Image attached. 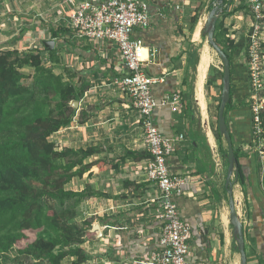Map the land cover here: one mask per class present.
<instances>
[{"label":"crops","instance_id":"1","mask_svg":"<svg viewBox=\"0 0 264 264\" xmlns=\"http://www.w3.org/2000/svg\"><path fill=\"white\" fill-rule=\"evenodd\" d=\"M145 1L149 4L150 26L136 31L134 36L140 38L146 47L143 52L146 72L162 79L152 86V94L159 103L153 119L165 138L174 139L173 153L168 159L169 170L172 174H182L186 178L185 193L176 196L175 200L180 217L192 225L188 260L191 264H240L225 204L228 198L224 196L220 184L221 174L215 164L218 153L216 137L207 120H204L196 95L200 65L204 61L202 58H205L206 47L202 40L200 42L199 38H195L198 23L194 29L190 26L198 6L204 2ZM62 2L63 0H0V52L16 50L22 53L42 48L44 41L52 40L50 25H63L58 24L61 22L57 20L61 15ZM233 7H237V2ZM20 16L28 23H19V28L13 27L10 24L12 18L19 19ZM224 22L229 29L228 36L236 42L229 119L247 182L244 186L237 183L239 190L234 195L235 199L236 196L242 198L247 215L244 225L247 263L264 264V193L260 187L262 174L257 170L258 163H264V135L258 137L254 134L251 117L252 107L256 102H262L264 106V57L261 85L254 89L249 64L245 61L252 20L243 10H237L226 16ZM261 24L264 38V20ZM202 36L201 32V39ZM67 38L77 44L76 49L74 51L68 48L59 52L62 61L61 65H55L54 72L67 76L65 79L68 80L72 73L64 69L67 65L70 69L84 71L89 77L88 83L83 81L85 91L77 101L74 120L67 127L53 133L50 140L59 150L65 147L87 149L102 146V151L85 159L84 163L91 166L88 171L82 177H73L66 189L82 191L90 185L94 190L114 197L95 196L82 200L91 205L83 219L98 218L99 222H93V225L99 224L102 234L98 236L99 232L95 234L90 230L96 239L92 240L91 237L82 244L90 255L87 263L149 264L147 257L159 248L160 224L154 216L156 185L147 174L150 153L146 149L137 111L129 96L116 82L125 74L124 64L113 42L95 44L73 35ZM53 40L57 48L59 42ZM196 48L199 60L196 71H193ZM45 57L48 58V54ZM46 65L51 66L52 63L49 61ZM22 71L32 79V67L24 66ZM193 75L195 79L192 82ZM74 81L77 82L76 77ZM205 87L206 78L203 82L206 93ZM217 91L218 87L209 98L210 101L218 100ZM174 92H180L183 96L184 104L178 112H173L169 105L161 104L168 94ZM206 99L209 112L208 98ZM95 107H100V110L84 121L80 120L82 111L90 112ZM210 130L214 143L210 140ZM181 134H184L183 138H180ZM205 142L211 148V156L204 147ZM111 159L123 160L124 163L119 169L111 171L100 169L96 164L98 161ZM70 259L72 262L76 260L75 257Z\"/></svg>","mask_w":264,"mask_h":264},{"label":"trees","instance_id":"2","mask_svg":"<svg viewBox=\"0 0 264 264\" xmlns=\"http://www.w3.org/2000/svg\"><path fill=\"white\" fill-rule=\"evenodd\" d=\"M235 2L236 8L233 7ZM204 5L200 4L197 10ZM221 6L223 19L217 21L214 37L230 59L233 71L236 42L228 36L224 19L243 10L253 21L254 13L247 0H224ZM197 20L194 15L191 29ZM49 32L51 38L59 42L53 50L42 45V48L22 53L16 50L0 52V264H64L68 257L76 258L71 264L87 263L90 255L82 244L95 235L90 232L93 222L85 219L80 225L75 220L77 206L82 200L95 196L114 198L90 185L82 191L66 189L73 177H82L91 167L84 163L85 159L102 151L103 147L59 150L50 140L53 133L74 120L77 108L72 102L84 95L83 85L88 83L89 75L65 65L64 69L77 78V82L71 83L63 74L54 72L55 65H61L59 52L68 48L75 51L77 44L67 38L73 35L68 26L51 24ZM198 60L196 48L193 71H196ZM49 61L51 66L46 65ZM24 66L34 69L33 81L29 84L24 83L30 77L22 71ZM194 79L193 75L192 82ZM206 85H211L210 80ZM219 88L222 91V85ZM218 101L219 109L221 95ZM231 103L230 97L224 115L232 136ZM99 110L100 107H95L90 112L82 111L80 120L84 121ZM251 117L253 119V114ZM261 117L264 121V110ZM218 135L223 137L220 132ZM232 140L237 160L236 182L244 186L247 182L239 148L235 146L233 136ZM204 147L211 156V148L206 142ZM123 163V160L111 159L96 164L100 169L111 171L119 169ZM257 170L262 174L260 187L264 193V163L259 162Z\"/></svg>","mask_w":264,"mask_h":264},{"label":"built area","instance_id":"3","mask_svg":"<svg viewBox=\"0 0 264 264\" xmlns=\"http://www.w3.org/2000/svg\"><path fill=\"white\" fill-rule=\"evenodd\" d=\"M254 13L249 33V69L252 85H261L262 74V22L264 20L263 0H248ZM61 15L57 19L68 26L73 36L95 44L113 42L124 64L125 74L116 82L131 99L138 114L147 151L151 154L148 162V177L156 185L154 216L160 224L159 248L147 259L149 264H191L190 240L192 225L185 222L179 213L175 197L184 194L186 178L182 174H172L168 159L173 153L172 138H165L154 123L153 113L159 105L152 94V86L161 78L149 75L145 70L146 51L143 41L134 38L137 30L150 26L149 4L145 0H63ZM64 14V15H63ZM262 21V22H261ZM162 105H169L173 112L183 107L180 92L168 94ZM262 102L255 103L253 111V132L258 137L264 135L261 113ZM184 134L180 135L183 138ZM218 164V163H217Z\"/></svg>","mask_w":264,"mask_h":264},{"label":"rangeland","instance_id":"4","mask_svg":"<svg viewBox=\"0 0 264 264\" xmlns=\"http://www.w3.org/2000/svg\"><path fill=\"white\" fill-rule=\"evenodd\" d=\"M204 2V8L200 9L197 11V14H196V17H197V23L204 17L205 20L206 18L208 17L209 13L211 12L212 8L215 6V5H218V0H201ZM219 19H223V14L222 12L220 13L219 15ZM262 22V21H261ZM21 23L22 25L24 23H28L26 20H22L21 19V16L19 17V19H14L12 18L10 24H12L13 27L15 28H19L21 25L19 24ZM205 23V21H204ZM227 23V22H226ZM202 42L205 44H208L207 42V37L206 36H202ZM201 42V41H200ZM209 45V44H208ZM200 47V45H199ZM210 49H211V54H212V57L214 58L212 60V63L209 67V70H208V74H207V77H206V84L208 82V80H210L211 82V85H206L205 87V90H206V97L208 98V104H209V112H208V117H207V122H208V126L209 128L213 131L215 137H216V141H217V150H218V153L216 154L215 156V164H216V168L217 170H219L220 174H221V187L223 189V193H224V196L226 197V199L228 198V200L225 201V204L227 205L228 207V214H230V206H229V194H228V190L227 188H224L225 186V180H226V176H227V170H228V166H229V163H228V160H227V153H228V145H227V142L225 141V138L224 137H220L218 135V132H219V125H218V114H219V109H218V104H219V101L215 100V101H210L209 98L212 97L213 93H214V90H216V87H218V91H217V96L216 98L219 99V96L221 95V92L220 91V85H222V80H223V64H222V60L221 58L218 56L216 50L209 46ZM248 61L249 62V41H248V47H247V52H246V56H245V61ZM67 77V76H65ZM30 78V77H29ZM26 79L24 80V83H29L32 81V79ZM67 80V79H66ZM69 82H75L74 81V78L72 75H69L68 77V80ZM213 89V91H212ZM196 112L199 113V109L196 108ZM201 125L203 126L204 125V122H203V119L201 120ZM218 163V164H217ZM233 182H234V189H235V193L238 194V190H239V186L236 182V176H233L232 178ZM70 185H68L69 187ZM237 200V199H236ZM241 201V202H240ZM240 201L237 203L236 201V205H237V210L239 212V216H240V219L243 221V224L246 225V211H245V205H244V202L242 200V198L240 199ZM94 204V203H92ZM77 210H78V216L75 218V220L80 224V225H83V221H84V217L86 216V212L88 210L91 209V205L90 204H86L85 202H81L78 206H77ZM89 221H92L94 223H97L99 222V219L98 218H89ZM231 225V223H230ZM232 226V225H231ZM86 227V226H84ZM94 228V225L93 227L90 229L92 230ZM95 232H98V230H95L93 231ZM95 236H93V239L92 240H95ZM238 256L240 257V254L238 253ZM64 264H71L72 263V259H70V257L66 258L64 261H63ZM11 264H14V263H11ZM88 264V263H87Z\"/></svg>","mask_w":264,"mask_h":264},{"label":"water","instance_id":"5","mask_svg":"<svg viewBox=\"0 0 264 264\" xmlns=\"http://www.w3.org/2000/svg\"><path fill=\"white\" fill-rule=\"evenodd\" d=\"M224 0H218V5H215L211 12L209 13L208 17L205 20L202 34L207 37V42L209 46L213 47L218 56L222 60L223 64V80H222V92H221V101L219 105V114H218V125H219V132L225 138V141L228 145V153H227V160L229 163L227 176L225 180V187L228 190L229 194V206H230V223L233 227V236L236 240L237 249L240 253V264H248L247 263V254L245 250V234H244V224L243 221L240 219L239 212L237 210L236 199L234 195V182L232 180L233 176H236V156L234 151V144L232 140V136L230 131L228 130L226 117L224 115L226 105L230 100L231 95V62L226 53L222 50V48L216 43L215 41V31L216 25L219 18L220 13L223 10L221 6ZM44 46L48 50H53L55 47V41L46 40L43 42ZM72 105L75 108H78V102H72ZM98 230V236H101L99 224H96L92 231Z\"/></svg>","mask_w":264,"mask_h":264},{"label":"bare ground","instance_id":"6","mask_svg":"<svg viewBox=\"0 0 264 264\" xmlns=\"http://www.w3.org/2000/svg\"><path fill=\"white\" fill-rule=\"evenodd\" d=\"M204 21H205V18L203 17L197 24V27L195 30L196 40L199 38V41H201V32H202V29L204 26ZM205 47H206L205 58H202V59H204V61H202L201 65H200V80L198 78L199 85H197L198 91H197L196 95H197V100H198L199 105H200L201 110H202V114L204 116V120L206 122V119L208 117V111H207V99H206L204 88H203V82L206 78L207 71L209 68V64L212 62L213 59H212L211 49H210L209 45L205 43ZM201 56H202V54H201ZM209 135H210L211 142L214 143V137L211 133V130L209 131ZM236 199H237L236 201L238 203L240 201L239 196H236Z\"/></svg>","mask_w":264,"mask_h":264}]
</instances>
